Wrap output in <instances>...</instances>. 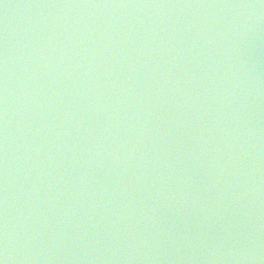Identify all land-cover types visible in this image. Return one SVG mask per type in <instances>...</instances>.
Masks as SVG:
<instances>
[{
	"label": "water",
	"instance_id": "obj_1",
	"mask_svg": "<svg viewBox=\"0 0 264 264\" xmlns=\"http://www.w3.org/2000/svg\"><path fill=\"white\" fill-rule=\"evenodd\" d=\"M0 264H264V0H0Z\"/></svg>",
	"mask_w": 264,
	"mask_h": 264
}]
</instances>
